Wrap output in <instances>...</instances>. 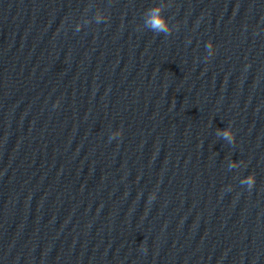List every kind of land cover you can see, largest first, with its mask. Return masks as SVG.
<instances>
[{"label": "clouds", "instance_id": "clouds-1", "mask_svg": "<svg viewBox=\"0 0 264 264\" xmlns=\"http://www.w3.org/2000/svg\"><path fill=\"white\" fill-rule=\"evenodd\" d=\"M153 17L151 19V23L154 28H158L160 30H163L165 27L164 19L160 16V9L156 8L153 9Z\"/></svg>", "mask_w": 264, "mask_h": 264}]
</instances>
